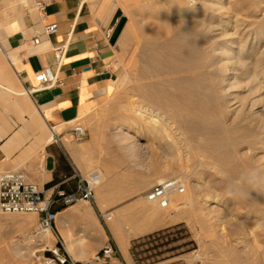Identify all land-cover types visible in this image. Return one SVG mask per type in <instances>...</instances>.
Listing matches in <instances>:
<instances>
[{"label":"rangeland","instance_id":"rangeland-1","mask_svg":"<svg viewBox=\"0 0 264 264\" xmlns=\"http://www.w3.org/2000/svg\"><path fill=\"white\" fill-rule=\"evenodd\" d=\"M80 1L88 6L92 15L100 22H105L110 17H105L107 13L104 16L100 13L101 9L105 10L107 7L105 4H109L107 12L110 6L117 2L108 26L111 38L115 36L119 23L124 20L120 32L112 42L113 76L108 81L105 91L100 89L96 93L95 107L88 120L83 121L84 126L96 132L107 131L110 136L121 140L126 148L143 155L148 165H154L156 179L151 187L165 179H177L184 187L183 192L171 195V203L167 208H161L156 203L148 201L160 217L158 222L162 226L135 240L131 251L135 264H264V195L254 192L251 194V200L229 198L225 192L227 181L219 175L217 167L212 166V163H220L221 169L234 175L251 167L264 169V129L258 126L264 119L252 120L246 105L253 97H261L258 109H262L264 91L259 90L250 94L248 78L238 73L252 64L247 63V67L242 70L237 62L234 65L231 59L221 58L233 64V72L240 81L238 86L235 84L229 87L231 89L228 91L216 85L215 80L214 87L211 88L204 77L202 81L198 79L197 82L190 83L192 96L208 103V106L203 107L198 103L194 108L195 112L191 114L194 129L189 133L183 128L181 120L187 111L178 105H167V100L161 99L158 103L162 106L156 105L154 110H162L161 114L165 112V119L164 117L162 119L164 125H167L165 128L169 129L167 132L170 131L171 138L166 132L155 128L153 131H157L160 137L157 140L152 139L147 133L151 126V123L147 122L149 119L138 115L135 108L141 96L143 98L141 101L146 104L142 93L136 87L140 83L163 80L165 89L177 94L182 81L166 79L176 76L181 78L185 72L180 69L171 72L169 68L175 66L168 65L167 52L162 51L159 54L162 68L167 67L163 69V74L148 78L140 77L137 70L141 68L142 62L138 58V47L141 45L140 41L145 38L161 41L169 39L174 32L182 29V20L179 13L174 11L173 0ZM208 3H213L214 9L203 12L214 14L215 52L216 45L220 46L225 39L226 22H230L231 25L228 32L235 30L246 32L249 41L260 39L259 48L264 49V0H208ZM203 12L199 11V17ZM197 22L198 20L189 26V31H195L198 35L202 30L198 28ZM122 34H126L127 43H121ZM223 98H228L229 102L235 105L244 103L240 114L223 110L221 107L224 104ZM119 128H122V131L116 132ZM188 136L192 140L190 143H187ZM206 138H214V143L215 140L220 139L222 142L226 140L225 145L216 151L214 158L204 155L198 148V144ZM187 147L189 150L185 149ZM214 196L217 197V202L211 203L210 200ZM178 197L182 199L179 200ZM176 199L178 201L184 199L186 204L177 205ZM208 205L212 206L211 209ZM32 215L33 213H0V264H40L43 241L39 240L41 234L34 233ZM166 223L175 224L165 225ZM114 261L122 264L120 260Z\"/></svg>","mask_w":264,"mask_h":264},{"label":"crops","instance_id":"crops-1","mask_svg":"<svg viewBox=\"0 0 264 264\" xmlns=\"http://www.w3.org/2000/svg\"><path fill=\"white\" fill-rule=\"evenodd\" d=\"M43 1L45 18L33 0H0V173L21 170L45 197L53 198L58 191H75L79 177L97 173L93 203L52 204L56 218L43 240L42 259L59 248L75 261L92 260L111 243L117 251L111 261L135 264L132 242L162 226L145 198L156 179L155 166L107 131L83 124L95 107L96 93L105 91L113 76L108 29L113 13L100 22L80 0ZM52 22L58 30L44 34V26ZM36 35L40 41L32 44ZM66 40L57 69L53 48ZM43 68L56 71L61 84L31 90L35 72ZM75 123L86 130L81 141L71 138ZM52 131L59 143L51 141ZM103 211L112 218L101 221L98 213ZM38 218L31 216L35 229ZM170 224L175 223L165 225Z\"/></svg>","mask_w":264,"mask_h":264},{"label":"bare ground","instance_id":"bare-ground-1","mask_svg":"<svg viewBox=\"0 0 264 264\" xmlns=\"http://www.w3.org/2000/svg\"><path fill=\"white\" fill-rule=\"evenodd\" d=\"M189 1L190 0H173V2H174L173 8H175L174 11L179 13L181 20H182V29H179L176 32H174V34H172V36L169 39H165V40H161V41H158L156 39L145 38L142 41H140L141 45L138 47L139 48V55L138 54L137 55H138V58L142 62L141 68L140 69L138 68L139 70H137V73L140 77H145V78L147 77L148 78L149 76H156V75H159L160 73L163 74L162 73L163 69L167 68V67L163 66L164 68H162L163 64L159 58V54L162 51L167 52L166 58L168 61V65H170L171 67L175 66V68L174 67H172V68L168 67L170 70H172L171 72H173V70L176 71V69H180V71L185 72V73H183L184 75L181 78H179V76L177 78V76H176V77H169V79H166V81H171V80L173 81L176 79L182 81L181 89L177 91V94H176V92L175 93L168 92L164 87L163 80H157V81H152V82H148V83H140L136 87V89L140 93H142V95L144 97V101H146V104H144V102L141 101L143 99L141 96V100H139V103L135 106V108L137 109L138 115H140L141 117H147L149 119V121H147V122L148 123L150 122L151 126H150V124H148L150 126V128L147 129V133H148V135H150V137L152 139H155V140L159 139L160 135L157 134L158 133L157 131H156L157 133L154 132L153 129L158 128L160 131L166 132L167 135H169V132H170V131L167 132L168 127L165 128V126H167V125H164L165 122L162 119L164 116H166L165 112H162L163 114H161L160 111H162V110H160V108H159L160 111L154 110V107L156 109V105L159 106L161 104V103L160 104L158 103L161 99L164 98L165 100H167V102H168L167 105H178L183 110L187 111L181 120H182L183 128L189 133L194 129L193 128V120L191 118V114L193 115V112H195L194 108L197 107L198 103L200 106H203V107L208 106V103H206V102L204 103V101L195 99L192 96L191 89H190V83L197 82L198 79H201V81H202L203 80L202 77H204V79L207 80V82H209V85L211 86V88L214 87V82L216 81L215 82L216 85H219L223 90L228 91L231 89V88L229 89V87H232L235 84H237V86H238V84H240V81H239V79H237L235 72H233L232 65L235 62H237V64L242 67V70L245 69V67H247L246 66L247 63L252 64L250 67L246 68L244 71L238 72L240 74V76H244V77L248 78V82L250 84V91H249V89H248V91L250 92V94L255 93L259 90L264 91V49L259 48L260 39H256V40L253 39L252 41H249V38H246V32L244 33L243 31L238 32L237 30H235V31L230 33V32H228L229 31L228 28L231 26L230 22L229 23L226 22V23H224V25H225L224 26L225 27V30H224L225 31V34H224L225 37L224 38L225 39L222 37L224 39V41L222 42V44L220 46L216 45L217 51L215 52L214 51V24H213L214 23V14L211 12L209 14L203 12V11H206L208 9L209 10L214 9V4H213L214 2L211 4V3H208V0H196V1L191 0V1H194V2L190 1L191 3ZM105 5L107 7L104 8L105 10L101 9L100 13L102 16H104L107 13V15L105 16L107 18L110 15H112L111 13L114 11L115 7L117 6V2L112 4V6H110V8L107 12H106V10H107L109 4L108 5L105 4ZM103 7H104V5H103ZM199 11L203 12L202 14L200 13L201 14L200 17L198 15ZM217 13L218 12H216V14ZM101 15L99 14V16H101ZM197 20H198V22H197L198 28L199 29L201 28L203 33H208L209 30H211V35H208V36L203 35V36H201V37L199 36L197 39H195L197 34L195 33V31H192V36H193L192 42L190 44L186 45L185 43H183V41L181 39V31L182 32H188L189 26ZM161 23H164V21L163 22L161 21ZM165 23H167V22H165ZM197 29H195V30H197ZM247 32H248V30H247ZM259 32H261V31H259ZM248 34H250V33H248ZM125 35L126 34H122V40H120L121 43H123V44L127 43V37ZM215 35H216V33H215ZM134 36H135V34H134ZM148 36L149 35H147V37ZM216 37H218V36H216ZM137 44H139V42ZM135 46H137V45H135ZM221 58L222 59L223 58L224 59L225 58L231 59L233 64H231V63L229 64L230 61L227 63V62L221 60ZM177 60L180 62L178 63ZM220 61H223V62L220 63ZM166 71H168V70H166ZM223 92H225V91H223ZM227 94H228V92H227ZM229 95H227V96L231 97L232 93ZM254 96H255V94H254ZM245 97H246V95H245ZM259 98H261V97H258V98L253 97V99L250 101V103L246 102L247 103L246 105L248 106V112L250 115L249 117L252 120L260 119L262 121V119H264V105H263L264 103L262 104L263 105L262 109H258V107L261 104ZM229 101L230 100L228 98L224 99V104L221 105L223 110L230 111V112L236 113V114H238V113L240 114V112L243 110L244 103L243 104L239 103L238 105H235L234 103H230ZM161 106L162 105H160V107ZM127 107L129 108V106H127ZM164 119H165V117H164ZM203 120H204V118H203ZM147 122L145 121V123H147ZM258 126H262L264 129V121L262 122V124L261 123L258 124ZM184 129H183V131H184ZM202 130H203V128H202ZM202 130H200V131H202ZM117 131L118 132L122 131V128L117 129ZM204 131H203V133H204ZM200 134L203 135L202 132H200ZM169 137H170V135H169ZM172 138H174V137H172ZM186 139H187V143H190L192 141L191 137H189V136ZM263 141H264V138H263ZM224 142H222L219 139L218 141L215 140V143H214V138L213 139H207L206 138V139L202 140L201 143L198 144V148L204 153V155L214 158L216 151H218L221 148V146H223ZM229 143H230V141H229ZM263 147H264V143H263ZM185 149L189 150L188 147ZM191 151H193V150H191ZM177 153H178V151H177ZM209 160H211V159H209ZM214 165H215V167H217V169L219 171L223 170V169H221V167H219V166H221L220 163H218V164L212 163L213 168H214ZM179 198L180 197H178V199ZM181 199H179V200H181ZM185 199H186V197H185ZM183 200L182 201L177 200L178 202L176 204L177 205H183L184 203L186 204V202ZM210 201H211V203L217 202V197L214 196ZM170 203H171V198H170ZM208 206L211 209L212 206H210V205H208ZM207 210H208V208H207ZM262 221H263V219H262ZM48 234H50V233H48V231L41 233L39 240H41V241L45 240L47 238Z\"/></svg>","mask_w":264,"mask_h":264},{"label":"built area","instance_id":"built-area-1","mask_svg":"<svg viewBox=\"0 0 264 264\" xmlns=\"http://www.w3.org/2000/svg\"><path fill=\"white\" fill-rule=\"evenodd\" d=\"M32 5L38 11L42 18H45L46 3L43 0H33ZM58 25L55 22L44 26L43 32L48 35L55 33ZM39 36L31 39L32 44H38ZM67 51V40L56 44L53 48L54 60L57 69L63 63ZM35 85L31 90L43 89L54 85H60L57 72L50 68H43L34 74ZM86 134L84 126L75 123L71 127V138L74 141H81ZM51 141H60L59 137L52 131ZM98 184V174L91 173L88 177H79L78 186L75 191L64 192L58 191L57 197H45L39 190L38 186L27 180L26 175L21 170L4 171L0 173V213L5 214H22L35 213L39 215L35 234H41L53 228V222L56 218V212L51 209L52 204L56 200H61L68 204L80 200L90 203L94 201V190ZM184 187L177 179H165L154 184L145 194V198L149 202L156 203L161 208H167L170 204L171 195L175 192H183ZM101 221H108L112 218V214L103 211L98 213ZM59 246L62 247L61 241L58 239ZM116 249L111 243H107L101 249L100 253L95 255L92 260L75 261L60 252L59 248L52 251L51 257H45L40 264H117L111 261L116 258Z\"/></svg>","mask_w":264,"mask_h":264},{"label":"clouds","instance_id":"clouds-1","mask_svg":"<svg viewBox=\"0 0 264 264\" xmlns=\"http://www.w3.org/2000/svg\"><path fill=\"white\" fill-rule=\"evenodd\" d=\"M201 34L208 36L211 35V30L208 33H199L195 39ZM181 39L183 43L190 44L193 36L192 31L182 32ZM219 175L224 177L227 181L225 185V192L229 198H238L240 200H251L252 193L264 195V169L251 167L242 170L239 174H232L227 170H220Z\"/></svg>","mask_w":264,"mask_h":264},{"label":"water","instance_id":"water-1","mask_svg":"<svg viewBox=\"0 0 264 264\" xmlns=\"http://www.w3.org/2000/svg\"><path fill=\"white\" fill-rule=\"evenodd\" d=\"M123 23H124V20H122V21L119 23V25H118V27H117V29H116L115 36L112 38V42L115 40L117 34L120 32V30H121V28H122V26H123Z\"/></svg>","mask_w":264,"mask_h":264},{"label":"trees","instance_id":"trees-1","mask_svg":"<svg viewBox=\"0 0 264 264\" xmlns=\"http://www.w3.org/2000/svg\"><path fill=\"white\" fill-rule=\"evenodd\" d=\"M134 243H135V240L132 242L131 251H132V249L134 247Z\"/></svg>","mask_w":264,"mask_h":264}]
</instances>
